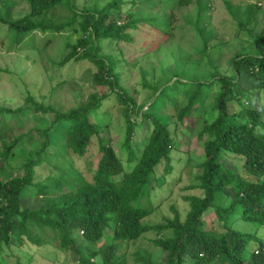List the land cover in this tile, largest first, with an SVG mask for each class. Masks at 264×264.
Here are the masks:
<instances>
[{
	"label": "trees",
	"instance_id": "16d2710c",
	"mask_svg": "<svg viewBox=\"0 0 264 264\" xmlns=\"http://www.w3.org/2000/svg\"><path fill=\"white\" fill-rule=\"evenodd\" d=\"M27 1L29 11L23 17L10 20L0 18V22L7 23L17 33L25 34L35 30L60 32L73 26L80 36L76 42L67 43L68 52L62 56L59 65L78 64L79 69L82 63L91 61L96 68V71L90 72L92 82L99 92L90 94L83 103L67 111L33 98L28 99L33 103L35 112H50L54 118L48 127L37 129L40 146L29 152L22 165V175L9 172L4 162L19 140L32 136L28 133L7 142L5 133L9 122L5 118L0 120V251L3 246L9 247L12 236L18 234L36 246L47 244L64 252L74 251L79 256L80 264H96L93 258L100 253L103 255L102 264H119L114 254L121 244L135 242L147 232L155 231L158 235L153 243L164 258L161 261L149 260L147 254H138L137 260L142 264H264V237L258 234L264 227V106L254 109L249 102L243 101L247 96L244 88L249 90V94H253L251 92L254 90L264 93V0H256L245 6H236L224 0L225 8L238 24L237 34L249 32L255 47L231 58L232 75L220 74L216 64L211 61L210 39L204 37L202 31L205 25L203 0H158L170 9L168 22L160 17L146 18L130 9L125 10L123 0H111L100 9L83 7L81 10L76 0ZM193 3L197 7V15L194 20L186 17L184 21L187 25L195 26L202 42L195 51L200 57L195 60L199 65L204 61L213 69V73L210 78L186 79L189 81L175 78V83H182L188 90L186 101L176 109L175 117L180 125L193 121L192 131L202 141L204 160L201 162L202 172L197 176L201 184L194 185V188L199 186L202 193L185 197L190 203L185 218L182 219L175 211L174 218L167 217L163 223L148 225L143 223V219L155 209L151 203L150 174L158 165L170 160L176 137L166 118L152 110V103L147 108V103L137 104L131 92L121 84L120 70L124 69L123 59L129 52L122 44H134L129 30L138 29V23L145 20L154 23L159 30L162 27L168 38L173 37L168 28L170 22L177 19L174 9ZM58 7H65L70 18L59 23L52 19L50 21L48 15H54ZM259 18L263 25L255 32L251 26ZM183 28L181 31L184 32ZM106 42L115 43L122 58L104 53L103 45ZM146 74L143 71L141 83L152 89V95H157L159 88L152 86ZM173 76L177 75H172L171 79ZM241 81H246L249 86L244 87ZM215 85H218L217 91L211 92L214 100L209 106L205 105L208 103V91ZM174 86L163 84L159 100H165ZM251 97L255 98L253 95ZM251 97H247L248 101ZM115 100L121 104L126 122L123 147L128 149L131 160L137 159L127 171L110 139L102 136V125L93 119V114L104 103ZM234 100L241 105V109L229 112L228 104ZM0 109L2 115L5 111L14 112L8 108ZM27 110L26 107H20L16 112ZM211 115L213 118L210 120ZM59 122L65 126V140L58 148L61 154L69 152L72 156L82 157L93 139L98 138L99 159L91 180L78 173L71 180L67 192L50 196L49 190L52 188L46 183L49 178L35 181V167L42 165L46 161L44 158L49 156L47 149L52 144L50 132ZM145 122L152 125V130L138 157L130 143L136 128ZM227 152L243 161L251 179L240 177L221 161ZM66 167L70 170L75 165ZM57 169L64 170L60 166ZM171 170V167L167 168L166 172L170 173ZM30 184L44 195L45 203L39 208L22 205L24 189ZM228 187L234 192L229 200L226 199ZM211 208L221 222V230L216 229L215 223L210 228L206 226L204 214ZM239 219L251 223L255 230L236 228L234 224ZM107 227L113 229V240L104 252L100 249L87 252L77 244V235L81 233L88 246H95L104 237ZM164 231H168L167 234ZM0 264L4 263L0 261ZM51 264L58 263L52 261Z\"/></svg>",
	"mask_w": 264,
	"mask_h": 264
},
{
	"label": "rangeland",
	"instance_id": "374dc122",
	"mask_svg": "<svg viewBox=\"0 0 264 264\" xmlns=\"http://www.w3.org/2000/svg\"><path fill=\"white\" fill-rule=\"evenodd\" d=\"M110 1L76 0V5L79 10L83 7H98L100 9ZM157 1L123 0V6L125 10L135 11L139 16L153 19L160 17L163 21L168 22L170 9ZM229 1L236 6H245L256 0ZM202 6L205 23L202 31L204 37L210 39L211 61L216 64L220 74L232 75L231 58L238 53L255 49L251 43L249 32L244 31L242 34H237L238 24L225 8L224 0H203ZM28 11L27 0H0V18L17 19L23 17ZM174 11L177 19L170 22L168 28L172 31L173 37L168 38L162 27L159 30L154 23L145 20L138 23V29L129 30L130 33L132 32L134 44H122L129 52L124 56L126 59H123L124 69L120 70L121 84L129 93L131 92L130 95L135 98L137 104L147 103L145 106L147 108L152 103L154 105L152 110L166 118L176 137V144L171 152L170 160L158 165L155 171L150 174L149 183L153 194L151 203L155 209L143 219V223L148 225L163 223L167 217L174 218L175 211L180 214L182 219L185 218L190 209V203L185 197L202 193V189L199 186L194 188V185L201 184V180L197 179V176L202 172L203 144L201 140H198L195 131H192L193 121L180 125L175 117L176 109L186 101L188 92L187 87L182 86V83H175V78L179 77L182 79L181 81L196 80L193 78H210L213 69L204 61L200 65L196 63L195 59H198L200 55H196L195 51L201 47L202 42L195 26L187 25L184 21L186 17L194 20L197 15L196 4L176 7ZM48 18L50 21L52 19L59 23L70 18V14L65 10V7H58L54 15L50 14ZM262 25L263 22L259 18V21L251 28L258 32ZM182 26H184V32L181 31ZM78 36H80V32L75 31L73 26L60 32L35 30L25 34L17 33L15 30H11L7 23L0 22V107L14 111L11 113L5 111L2 115L0 109V120L5 118L9 122L5 133L7 142L28 133L32 136L19 140L4 162L5 168L14 175L23 174L22 165L30 155L29 152L40 146L37 129L48 127L54 118V114L50 112H35L29 98L44 102L46 105H52L58 110L67 111L83 103L90 94L99 92L92 82L90 72L96 71V68L91 61L82 63L79 69L78 64L59 65L62 56L68 52L67 43L76 42ZM103 47L104 53L122 58L115 43L106 42ZM143 71L147 72L146 78L151 81L152 86L159 88L157 95H152V89L146 88L141 83ZM172 75L177 76H173L171 79ZM163 84L168 87L175 86L172 91L169 90L165 100L162 98L159 100ZM241 84L244 87L249 86L246 81H241ZM217 89L218 85H215L211 91H208V103L205 105L214 100L211 92H215ZM174 92L176 94H170ZM249 93V90L244 88V94L247 95L243 98L244 102H249L254 109L264 106L263 92L254 90L251 92L253 94ZM252 95L255 98L251 97ZM247 97H251V99L248 101ZM20 107H26L28 110L22 113L16 112ZM240 109L241 105L236 100L229 102V112ZM212 115L209 116L210 120L213 118ZM93 119L102 125L101 134L103 137L109 138L114 145L124 170L131 169L137 159L131 160L128 149L123 147L126 122L121 104L116 100L108 104L104 103L100 110L93 114ZM105 124L107 125L105 126ZM199 126L200 124H198ZM151 130L152 125L148 122L138 126L135 130L130 146L138 157L143 152ZM64 133L65 126L59 122L50 132L52 144L47 149L49 156L44 158L46 161L42 165L35 167V181H46L49 178L46 183L52 188L49 190L50 196L67 192L72 184L71 180L73 181L78 173L83 174L85 179L91 180L99 159L98 138L93 139L88 151L82 157L72 156L69 152L61 154L58 148L60 143L65 140ZM1 142L0 139V147ZM62 160L64 161L62 162ZM221 161L230 166L240 177L252 178L243 166V161L234 154L230 152L223 154ZM73 164L75 167L68 170L69 168L66 166ZM57 166L64 170L57 169ZM170 167L172 170L167 173L166 169ZM37 191L34 185L30 184L25 187L21 200L23 207L35 209L45 203L44 195ZM227 195V200L233 197L232 188H227ZM204 220L207 228H210L213 223L217 230L223 228L213 208L204 214ZM234 226L242 230H255L251 223L243 219H239ZM167 232L164 231L165 234ZM258 234L264 237V227ZM157 235L155 231H149L135 242H124L114 254L116 260L119 264H142L137 260L138 254H147L149 260H163L164 256L160 249L153 243V239ZM112 240L113 229L107 227L104 237L95 246H88L81 233L77 235L76 242L87 252L97 249L104 252ZM93 259L96 264H102V253ZM0 261L4 264H51L52 261L58 264H80L79 256L74 251L64 252L47 244L36 246L18 234L12 236V244L9 247L3 246L0 251Z\"/></svg>",
	"mask_w": 264,
	"mask_h": 264
}]
</instances>
